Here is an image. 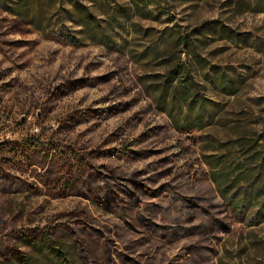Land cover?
I'll list each match as a JSON object with an SVG mask.
<instances>
[{
	"label": "rangeland",
	"instance_id": "obj_1",
	"mask_svg": "<svg viewBox=\"0 0 264 264\" xmlns=\"http://www.w3.org/2000/svg\"><path fill=\"white\" fill-rule=\"evenodd\" d=\"M263 175L264 0H0V264H264Z\"/></svg>",
	"mask_w": 264,
	"mask_h": 264
},
{
	"label": "trees",
	"instance_id": "obj_2",
	"mask_svg": "<svg viewBox=\"0 0 264 264\" xmlns=\"http://www.w3.org/2000/svg\"><path fill=\"white\" fill-rule=\"evenodd\" d=\"M168 79L171 83H176L173 88L172 96L187 101L190 100L193 103H202V99L199 95L200 92L194 87L192 74L189 71L183 72V67L180 63L174 70L170 71ZM199 125L200 124H191L188 126V129L201 127ZM258 141V138H238L237 144L242 146L247 145L249 149H252L254 148L252 143L258 146ZM125 153L127 154V152ZM245 162L246 160L244 163ZM259 169L262 172V168L260 167ZM135 183L138 186H144L140 180H136ZM260 183L262 187L261 193L264 195V175ZM132 184L134 186V179H132ZM132 197H134V194H132ZM241 207L242 206H239L237 203L233 205L234 209L240 210ZM38 231H36V233H38ZM42 234L43 235L39 237H30L24 234L25 246L28 247L29 250L26 252L12 251V253H10L9 264H73L78 260L80 255L75 252L76 246L69 248L68 245L62 244L61 242L59 243L53 236L49 234L46 235L44 232ZM189 250L190 258H188V262L191 264H206L208 262V256L205 254L204 247L201 245H190Z\"/></svg>",
	"mask_w": 264,
	"mask_h": 264
}]
</instances>
